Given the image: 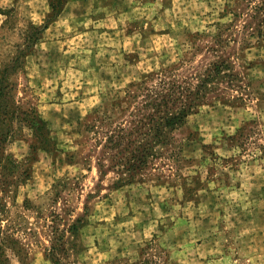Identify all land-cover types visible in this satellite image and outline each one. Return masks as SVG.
Wrapping results in <instances>:
<instances>
[{"label":"rangeland","instance_id":"1","mask_svg":"<svg viewBox=\"0 0 264 264\" xmlns=\"http://www.w3.org/2000/svg\"><path fill=\"white\" fill-rule=\"evenodd\" d=\"M261 1L64 3L9 77L52 138L13 123L4 144L0 229L24 264H264ZM49 10L0 0V70Z\"/></svg>","mask_w":264,"mask_h":264},{"label":"trees","instance_id":"2","mask_svg":"<svg viewBox=\"0 0 264 264\" xmlns=\"http://www.w3.org/2000/svg\"><path fill=\"white\" fill-rule=\"evenodd\" d=\"M67 0H48L49 12L45 23L42 27L31 25L32 32L28 36H25L24 48L15 54L8 63L2 65L0 70V168L4 169L6 159L9 158V154L5 153L4 144L11 137L14 127L13 123H18V126L25 125L31 128L34 132V136L39 144V147L43 150L50 151V146L52 145V138L50 135V128L47 122L42 119L34 110L21 109L14 99V85L10 82L9 77L15 73L18 68H21L25 62L28 53L33 51L32 48L41 39L43 30L47 28L48 24L55 20V18L61 13L63 5ZM153 1V0H150ZM262 4L255 6L258 9L264 10V0L261 1ZM3 13V11H1ZM29 112L31 114L29 115ZM187 110L184 107H179L174 111H167L164 118V126L166 128H173L180 124L187 115ZM38 120V121H37ZM37 121V122H36ZM34 151V145H31ZM11 158V157H10ZM26 170L24 169L22 173L26 175ZM73 233L76 234L78 227H72ZM6 243H9L10 247L13 248L14 252L20 258V264H24L26 258L25 248L19 242L18 239L14 237L11 232L4 231L0 229V264H10L9 257L6 251ZM55 245V244H53ZM58 245H61L58 244ZM54 250H51V252ZM51 258L55 259V263L58 262L54 257V253H50Z\"/></svg>","mask_w":264,"mask_h":264}]
</instances>
